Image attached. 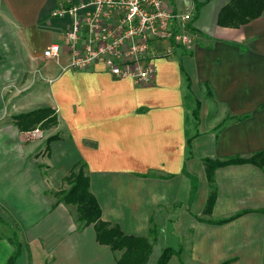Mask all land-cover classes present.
<instances>
[{"label":"crops","instance_id":"0c3cea01","mask_svg":"<svg viewBox=\"0 0 264 264\" xmlns=\"http://www.w3.org/2000/svg\"><path fill=\"white\" fill-rule=\"evenodd\" d=\"M64 1L0 0V264L14 251L11 226L22 243L14 264H116L57 196L76 164L101 220L128 236L155 231L160 245L149 264L173 245L184 264H264V168H217L216 199L203 216L211 192L203 161L264 151V15L221 27L230 0H198L197 13L194 0H168L191 12L195 43L152 60V84L139 85L97 62L69 69L71 19L51 16ZM51 44L60 52L46 59ZM48 108L57 126L47 130L22 132L13 119ZM212 238L228 239L221 246Z\"/></svg>","mask_w":264,"mask_h":264},{"label":"built area","instance_id":"2783aa9c","mask_svg":"<svg viewBox=\"0 0 264 264\" xmlns=\"http://www.w3.org/2000/svg\"><path fill=\"white\" fill-rule=\"evenodd\" d=\"M51 16L71 19L63 35L71 71H87L97 62L113 77L139 85L152 84V60L177 47L191 49L196 40L191 12L174 9L168 0H65ZM59 52L60 46L51 44L43 55L52 59Z\"/></svg>","mask_w":264,"mask_h":264},{"label":"trees","instance_id":"16d2710c","mask_svg":"<svg viewBox=\"0 0 264 264\" xmlns=\"http://www.w3.org/2000/svg\"><path fill=\"white\" fill-rule=\"evenodd\" d=\"M199 7L200 3L198 0H194L195 13L198 12ZM262 15H264V0H230L219 13L218 25L221 27L237 28ZM196 113L197 110H195ZM13 119L22 132H31L35 128L46 129L57 123L55 112L49 108L38 109L27 114L18 115ZM54 139H56V136L47 140L46 148L49 147V143ZM188 153L190 155L189 144ZM203 162L207 181L211 185V192L203 214L209 215L216 199V188L214 186L215 170L231 164H251L259 168H264V151L254 153L246 159L230 158L224 161L205 159ZM65 182L69 184V189L57 193V196L61 197L60 201L76 207L79 223L83 227L92 226L96 243L107 246L110 249L115 255L116 264L148 263L153 245L157 241L155 231L152 228L150 229L151 240H149L145 237L125 235L119 226L101 220V210L89 190V179L84 173L83 165H81L78 172H75L73 167L69 175L65 178ZM234 218L236 217L221 220L216 222V224H223ZM9 242L13 245L14 251L5 264H14L20 255L22 243L19 241L16 233L9 239ZM118 253L119 256L116 257ZM180 255V247L178 249L165 247L162 249L154 264H168L174 256L178 258L179 264H184L180 259ZM223 264H228V262H224Z\"/></svg>","mask_w":264,"mask_h":264},{"label":"rangeland","instance_id":"374dc122","mask_svg":"<svg viewBox=\"0 0 264 264\" xmlns=\"http://www.w3.org/2000/svg\"><path fill=\"white\" fill-rule=\"evenodd\" d=\"M57 126V123L55 124V125H53V126H50V127H48V128H46V130L47 129H50V128H53V127H56ZM36 129V128H35ZM42 130V129H41ZM231 165H237V164H231ZM227 166H229V165H227ZM224 167H226V166H224ZM80 168H81V165H79V164H76L75 166H74V171L75 172H78L79 170H80ZM68 186H69V184H67ZM69 189V188H68ZM67 189V190H68ZM67 190H62V191H67ZM60 197V196H59ZM203 216H206V215H204L203 214ZM235 217V216H234ZM230 218H232V217H230ZM227 219H229V218H227ZM223 220H226V219H223ZM219 222V221H218ZM220 225V224H219ZM8 235L9 236H12V235H14V228L11 226L10 227V231H9V233H8ZM149 240H151V238H148ZM200 239L201 240H203L204 241V239L205 240H207V238H198V241H200ZM226 239H228V238H212V240L214 241V244L215 245H223V246H225V244H224V241L226 240ZM251 240H252V238H250ZM208 240L210 241L211 240V238H208ZM187 241H188V239L187 238H183V244L184 245H187ZM159 243V242H158ZM158 243H155L154 245H153V249L154 250H158L159 249V245L160 244H158ZM204 243V242H203ZM251 245H252V243H251ZM169 247H172L173 249H178L179 248V245L178 246H169ZM153 251V250H152ZM152 254V256H153V253H151ZM117 256H119V253L118 254H116V257ZM150 258V257H149ZM185 258H186V261L188 262V263H192V262H194V261H201V260H195V259H193V258H191L190 256H185ZM207 260L208 259H210V257L209 258H206ZM202 261H205V260H202ZM149 262V261H148ZM224 262H228L229 263V261H224ZM224 262H222V263H219V264H223ZM150 263V262H149ZM149 263H147V264H149ZM205 263V262H204Z\"/></svg>","mask_w":264,"mask_h":264}]
</instances>
